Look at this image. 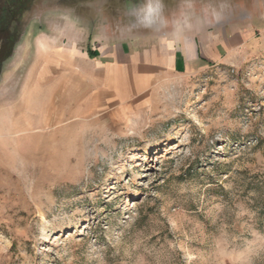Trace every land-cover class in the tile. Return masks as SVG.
Wrapping results in <instances>:
<instances>
[{
  "label": "rangeland",
  "instance_id": "obj_1",
  "mask_svg": "<svg viewBox=\"0 0 264 264\" xmlns=\"http://www.w3.org/2000/svg\"><path fill=\"white\" fill-rule=\"evenodd\" d=\"M57 2L0 25V264H264V33L123 97L102 63L91 89L87 55L120 47L135 4ZM175 3L181 25L250 7Z\"/></svg>",
  "mask_w": 264,
  "mask_h": 264
},
{
  "label": "crops",
  "instance_id": "obj_2",
  "mask_svg": "<svg viewBox=\"0 0 264 264\" xmlns=\"http://www.w3.org/2000/svg\"><path fill=\"white\" fill-rule=\"evenodd\" d=\"M249 1L250 7L244 10L246 12L240 19L223 20L215 13L213 20L211 10H204L199 20L186 25H181L178 17L170 21L163 14V22L151 27L142 24L129 26L124 31L127 39L114 52L108 45L100 47L98 44L91 50L103 53L100 58L97 53L95 56L87 53V58L99 59L96 60L97 71L90 78L91 89L100 85L99 63L105 66L102 84L106 90L124 97L133 85L143 86L157 74L193 70L203 63L226 62L232 53L247 48L264 33V0ZM63 87L61 82L53 90V94L57 91L60 94L55 117L63 115Z\"/></svg>",
  "mask_w": 264,
  "mask_h": 264
},
{
  "label": "flooded vegetation",
  "instance_id": "obj_3",
  "mask_svg": "<svg viewBox=\"0 0 264 264\" xmlns=\"http://www.w3.org/2000/svg\"><path fill=\"white\" fill-rule=\"evenodd\" d=\"M29 2H34L35 0H27ZM57 4L58 5H70V6H73L71 7L72 9L74 8L75 9V5L77 8H79V0H75L77 1L76 4H73L71 3L73 0H57ZM119 1V4L120 5H130L131 4H135V8H134V11H130V14H133V16L137 19V14H138V9L142 6V4L144 3V0H118ZM165 1V2H164ZM164 3H167V5H164L163 7V14L169 18V15H173L175 12V9L177 8V5L175 3V0H163ZM130 9V8H129ZM131 10V9H130ZM29 10L27 9H23L22 8V5H21V0H16L15 4H14V9H13V12H12V16L11 18L10 17H7V21H5V24H8L10 23L13 24L15 23L16 19H18V17L20 16V18H22L25 13H27ZM4 17V16H2ZM8 22V23H7ZM3 23V22H2ZM15 30H11V35H13L15 32ZM13 33V34H12Z\"/></svg>",
  "mask_w": 264,
  "mask_h": 264
},
{
  "label": "clouds",
  "instance_id": "obj_4",
  "mask_svg": "<svg viewBox=\"0 0 264 264\" xmlns=\"http://www.w3.org/2000/svg\"><path fill=\"white\" fill-rule=\"evenodd\" d=\"M162 16L163 0H144L138 9L137 20L144 27H151L158 22L162 23Z\"/></svg>",
  "mask_w": 264,
  "mask_h": 264
},
{
  "label": "trees",
  "instance_id": "obj_5",
  "mask_svg": "<svg viewBox=\"0 0 264 264\" xmlns=\"http://www.w3.org/2000/svg\"><path fill=\"white\" fill-rule=\"evenodd\" d=\"M15 2H16V0H0V25L4 24L5 25L4 29L7 28V24H5V21L9 19V18L7 19V17L11 18V16H12V12L14 9ZM2 16H4V17H2ZM89 55L95 56L96 52L90 51ZM0 67H1V63H0Z\"/></svg>",
  "mask_w": 264,
  "mask_h": 264
},
{
  "label": "bare ground",
  "instance_id": "obj_6",
  "mask_svg": "<svg viewBox=\"0 0 264 264\" xmlns=\"http://www.w3.org/2000/svg\"><path fill=\"white\" fill-rule=\"evenodd\" d=\"M15 117H16V116H15ZM17 117H18V114H17ZM17 117H16V118H17ZM55 119H56V118H55ZM19 131H20V130H18V131H16V132H19Z\"/></svg>",
  "mask_w": 264,
  "mask_h": 264
}]
</instances>
